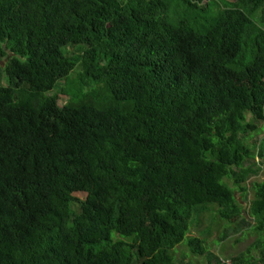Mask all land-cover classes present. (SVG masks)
<instances>
[{
  "label": "trees",
  "instance_id": "1",
  "mask_svg": "<svg viewBox=\"0 0 264 264\" xmlns=\"http://www.w3.org/2000/svg\"><path fill=\"white\" fill-rule=\"evenodd\" d=\"M0 62V264H264L189 236H264V0H0Z\"/></svg>",
  "mask_w": 264,
  "mask_h": 264
},
{
  "label": "rangeland",
  "instance_id": "2",
  "mask_svg": "<svg viewBox=\"0 0 264 264\" xmlns=\"http://www.w3.org/2000/svg\"><path fill=\"white\" fill-rule=\"evenodd\" d=\"M232 1V0H231ZM207 2L204 4L206 5ZM211 5V4H210ZM184 8L180 9V12L183 13ZM208 13H205L203 11L193 10V13L196 16L201 15L202 20H204L206 17L211 18L215 16L217 13V9L214 7V5H211V7L207 10ZM0 65H4V62H0ZM93 87H96L95 85H92ZM91 87V86H90ZM60 102L62 104L67 102V96L61 95ZM257 139H263L264 134H260L259 136L255 135L254 138ZM250 143L253 142L252 139L249 140ZM256 162H258V158H256ZM264 181V169L255 177H253L250 182L248 183L251 186L252 181ZM77 197H83L82 194H77ZM237 199L246 207V203L243 196H240L237 194ZM248 199H251V196L248 197ZM244 211H246V208H244ZM201 224L200 226L192 228L189 236H197L202 239H204V235L206 231H210V235H207V241H208V248L217 256H219L223 261L227 262L228 260H231V258H236L238 256H250L255 257V252L259 249H264V236H261L257 234L253 228L244 229L241 232L235 234L232 231L230 235H228L227 239L219 242L221 237L225 234L227 230H229L227 224L223 221H221L219 218H215L212 214H205L200 218ZM259 241L261 243H259ZM186 242V240H185ZM253 251L250 255H248L249 248H252ZM255 246V248H254ZM255 251V252H254ZM135 254V253H134ZM178 257L185 255L188 256L192 264H206V261L200 258L192 257L187 245L182 244L180 245V248L178 249ZM136 258V254L134 256ZM230 262V261H228Z\"/></svg>",
  "mask_w": 264,
  "mask_h": 264
}]
</instances>
